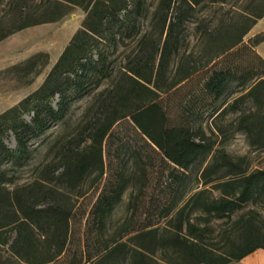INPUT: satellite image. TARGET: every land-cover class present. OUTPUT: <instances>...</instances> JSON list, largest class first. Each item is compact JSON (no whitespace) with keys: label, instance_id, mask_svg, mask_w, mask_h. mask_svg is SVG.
<instances>
[{"label":"rangeland","instance_id":"rangeland-1","mask_svg":"<svg viewBox=\"0 0 264 264\" xmlns=\"http://www.w3.org/2000/svg\"><path fill=\"white\" fill-rule=\"evenodd\" d=\"M89 1L0 0V113L45 84L53 67L81 30ZM137 2L142 9L134 33L125 34L124 28L119 29L115 40L105 43L106 70L101 74L93 71L88 74V92L71 104L62 120L31 142L32 155L24 165L3 163L6 175L0 182V226L4 233L0 238L15 236L13 225L22 216L21 205H62L74 215L72 227L79 230L84 227L104 184L120 182L125 185L121 199L106 219V235H111L128 216L135 195L140 201H150L168 193L172 195L167 197L181 200L179 205L184 204L195 189H206V196H218L219 188L214 183L226 169L219 167L206 175L203 173L211 165H220L224 153L234 161L243 157L242 165L249 171L264 167V147L252 144L238 128L241 114L254 106L252 99L240 102L238 108L233 106L252 85V73L249 70L238 73L218 98L205 88L215 68L227 64L241 67L258 64L257 58L246 49L238 51L232 60L223 59L221 53L240 40L230 51L242 44L255 48L264 40V31L252 30L254 22L259 20L256 16L264 12V0ZM178 16L182 20L168 38L169 26ZM167 38V53L158 74ZM100 41L98 35L80 34L75 52L81 62L90 57L98 58L95 48L90 54L84 45ZM133 69L150 82L134 79ZM193 69L197 70L178 82ZM65 75L63 72L56 81L60 82ZM155 81L167 89L111 126L102 144L103 172L96 155H91L88 161L93 165L82 176L74 173L79 159L88 157L96 124L134 110L153 95L150 89L156 90ZM58 100L56 94L51 102L56 105ZM31 116L32 113L24 115L27 120ZM4 139L8 145L15 144L10 131ZM170 179L175 180L178 187L172 193L165 188ZM141 204L138 216L162 210L155 206L143 208ZM255 206L264 207V200L247 204V208ZM168 213L173 215L174 211ZM193 215H201V212ZM169 219L170 216L164 223ZM209 221L213 234L206 240L220 246L226 233L232 230V221L227 217L209 218ZM33 232V242L42 253L40 257L55 254V247L45 241L48 237L35 227ZM5 248L0 244V254L4 257L7 256ZM157 257L163 259L169 255L158 253ZM14 261L18 262V258ZM230 264H264V249H257Z\"/></svg>","mask_w":264,"mask_h":264},{"label":"trees","instance_id":"trees-1","mask_svg":"<svg viewBox=\"0 0 264 264\" xmlns=\"http://www.w3.org/2000/svg\"><path fill=\"white\" fill-rule=\"evenodd\" d=\"M191 1L197 3L199 0ZM86 9L88 14L81 30L55 64L45 84L15 106L0 113V182L5 180L6 175L3 163L11 162L16 167L24 165L32 155L31 142L43 135L54 123L62 120L71 104L88 92V74L92 71L101 74L106 70L105 43L114 41L117 30L122 28L125 34H133L142 8L137 0H90ZM263 15L264 12L257 15L256 19ZM181 20L182 17L178 16L171 22L168 38L174 26ZM82 33H92L101 38L102 41L98 44L84 45L90 54L95 48L97 59L90 57L81 62L75 52L78 46L76 43ZM168 38L165 40L158 74L164 65ZM240 42L241 40L224 50L221 53L223 59L232 60L238 51L246 49L257 58L258 64L246 67L227 64L215 68L206 81L205 88L218 98L230 79L243 70H249L253 75V83L235 100L233 106L238 108L240 102L252 99L254 106L241 114L238 128L246 133L252 144L264 147V58L254 45L242 44L237 50L230 51ZM196 70L187 72L178 82ZM63 72L65 77L60 82L56 81ZM131 72L134 79L142 78L150 82L139 71L133 69ZM153 86L156 89H150L153 95L139 103L134 110L112 121L102 120L96 124L92 134L93 142L87 151L88 157L79 159L73 168L74 173L82 176L93 165L88 161L91 155H96L97 164L103 172L102 144L111 126L122 117L152 102L167 89L156 81ZM56 94L59 95V100L53 105L51 100ZM26 113H32L30 120L25 119ZM9 131L15 140L13 146L8 145L4 139ZM243 161V157L234 161L229 154L224 153L220 165H211L204 169V175L218 170L219 167L226 169L214 183L219 188L218 196H206V189H192L194 191L181 205L179 198L167 197L172 195L168 193H164L160 199L150 201H140L138 195L133 196L128 216L111 235H106V219L121 199L125 185L120 182L104 184L84 227L79 230L72 227L74 215L62 205H21L22 216L13 225L15 236L13 239L9 235L4 239L0 238V244L6 246L7 254L6 257L0 254V264H52L56 260L59 264H230L240 261L255 250L264 249V207L247 208L248 203L256 204L259 200H264V167L249 171L243 167ZM174 177L178 179V175ZM165 188L170 193L178 189L176 181L172 179ZM140 202L143 208L155 206L162 210L156 214H139V217L137 211ZM170 210L174 211L173 215H169ZM194 212H201V215L194 216ZM237 212V217L233 218ZM203 214L208 219H204ZM168 216V223H164ZM223 217L232 221L233 227L226 233L223 243L217 246L206 240L207 236L213 234L209 218ZM33 227L41 231L45 238L48 237L45 241L55 247V254L48 258L40 257L42 253L33 242ZM0 228L2 235L4 231L2 226ZM158 253L169 255V258L160 259L157 257ZM15 258H18V262L14 261Z\"/></svg>","mask_w":264,"mask_h":264},{"label":"crops","instance_id":"crops-1","mask_svg":"<svg viewBox=\"0 0 264 264\" xmlns=\"http://www.w3.org/2000/svg\"><path fill=\"white\" fill-rule=\"evenodd\" d=\"M252 30L255 33L256 32L264 31V15L261 18H259V20L257 22H255V24L252 27ZM255 49L264 58V40H262L261 42H259L256 45Z\"/></svg>","mask_w":264,"mask_h":264}]
</instances>
